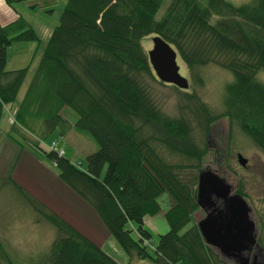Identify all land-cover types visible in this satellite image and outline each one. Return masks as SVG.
<instances>
[{
    "label": "trees",
    "instance_id": "1",
    "mask_svg": "<svg viewBox=\"0 0 264 264\" xmlns=\"http://www.w3.org/2000/svg\"><path fill=\"white\" fill-rule=\"evenodd\" d=\"M5 1L34 9L57 0ZM15 12L13 19L0 21V122L6 105L15 103L13 133L53 161L128 259L116 260L9 173L4 182L14 186L33 218L53 227L54 236L44 249L31 252L35 257L15 253L0 239V264H133L138 258L154 264H227L229 259L204 240L193 215L201 206L198 173L210 144V124L223 116L230 140L236 128L264 153V0H64L45 40L23 13ZM155 34L175 48L193 82L204 84L208 64L228 72L219 110L195 90L173 83L182 90L177 110L162 108L150 82H165L142 42ZM16 39L35 41L33 57L38 55L20 96L30 63L6 69L7 48ZM66 105L77 112L74 121L61 112ZM71 128L95 142L85 165L56 147V140L49 148L42 144L55 129L64 137ZM187 168L195 173L182 175ZM163 189L174 203L165 212L169 227L150 243L151 251V232L143 222L159 209L157 195ZM258 238L264 255V238Z\"/></svg>",
    "mask_w": 264,
    "mask_h": 264
},
{
    "label": "rangeland",
    "instance_id": "2",
    "mask_svg": "<svg viewBox=\"0 0 264 264\" xmlns=\"http://www.w3.org/2000/svg\"><path fill=\"white\" fill-rule=\"evenodd\" d=\"M232 1L240 3L246 0ZM63 2L64 0H57L51 5L45 4L34 9L21 2L14 4L5 2V5L9 9L11 8L10 10L23 13L33 24L40 38L45 40L50 32L49 29L51 30L58 22ZM50 7L53 8L52 12L46 10ZM0 14L4 13L0 11ZM142 42L147 49L150 48L152 46L151 36L143 37ZM35 45L36 42L33 40L16 39L7 48L6 69L30 63L29 72L21 85L19 96L23 94L38 60L37 54L33 57ZM177 62L179 71L189 80L187 89L195 90L208 105L219 110L224 81L229 78L228 72L219 66L208 64L204 68V84L200 85L193 82L187 65L179 56H177ZM150 87L154 97L165 111L174 113L177 110L182 97V90L178 89V86V88L174 87L170 82L151 81ZM13 109H15V103H8L0 122V239L10 250L23 255V253L28 254L35 250L44 249L54 236L53 227L46 222L37 221L33 218L35 213L21 199L14 186L7 181L4 182L7 175L11 173L19 183L45 205L80 228L116 260L126 263L127 252L91 206L61 179L53 161L45 156L41 148L28 143L30 142L28 140V142L22 140L19 134L13 133L14 131L10 128L12 119L10 111ZM61 112L70 121H74L78 116L77 112L67 105L62 108ZM7 132H10L14 138L17 136L18 140L20 139L19 141L23 143L21 152L19 149L22 144L20 142L15 143L8 137ZM228 133L227 116H223L210 124V144L201 166L211 168L223 176L231 183L233 191L241 193L246 198L251 206L250 215L255 222L256 234H261L264 238V222L262 220L264 215V153L236 128L233 129L231 140ZM200 137L198 134V138ZM52 140H56V147H64L65 154L74 161L80 160L82 165L86 164L85 154L93 149L95 144L87 133L74 128H71L64 137L60 135L59 129H55L43 139L42 144L45 148H49ZM237 152H241L247 157L246 165H242L238 161ZM17 154L18 157L15 159ZM175 159H179V157H175ZM194 173V169L187 168L183 170L182 175L188 176L189 174L191 176ZM157 201L159 209L146 215L143 222L144 226L151 232L152 237L149 241L151 251L150 243L155 242L158 234L166 231L169 227L165 212L173 205L174 198L167 189H163L157 195ZM205 213L203 207L199 206L193 212L195 220L203 217ZM129 225L136 227L133 222ZM132 235L137 236L135 228H133ZM36 254L31 253L30 257H35ZM224 258L227 259V257ZM133 264L154 263L148 258H138L133 261ZM227 264L238 263L229 259Z\"/></svg>",
    "mask_w": 264,
    "mask_h": 264
},
{
    "label": "water",
    "instance_id": "3",
    "mask_svg": "<svg viewBox=\"0 0 264 264\" xmlns=\"http://www.w3.org/2000/svg\"><path fill=\"white\" fill-rule=\"evenodd\" d=\"M147 54L160 80L180 88L189 86L188 78L179 71L177 51L159 34L152 36V46L147 49ZM236 156L242 165H246L247 157L241 152ZM197 197L206 209L205 215L197 220L204 240L238 264H263L262 253L251 258L247 253L256 241V234L255 222L250 215L251 206L246 198L233 191L230 182L208 167L198 173ZM216 199L222 201L221 206L216 204Z\"/></svg>",
    "mask_w": 264,
    "mask_h": 264
},
{
    "label": "crops",
    "instance_id": "4",
    "mask_svg": "<svg viewBox=\"0 0 264 264\" xmlns=\"http://www.w3.org/2000/svg\"><path fill=\"white\" fill-rule=\"evenodd\" d=\"M5 2H6L5 0H0V11H1V13H4L2 15L0 14V21H2V22H7V21L13 19L17 14V12L10 10L11 8L10 9H9V7L7 8L5 5ZM49 31H50V29H49ZM30 46H32V45H30Z\"/></svg>",
    "mask_w": 264,
    "mask_h": 264
},
{
    "label": "flooded vegetation",
    "instance_id": "5",
    "mask_svg": "<svg viewBox=\"0 0 264 264\" xmlns=\"http://www.w3.org/2000/svg\"><path fill=\"white\" fill-rule=\"evenodd\" d=\"M201 202L204 203V200L201 199ZM216 204L218 205H222V201L220 199H216L215 200ZM206 212V209L203 208ZM256 234V231H255ZM261 244V241L258 238V234H256V241L253 245L250 246L249 250L247 251V253H249L250 258L255 254L259 255L261 254V248L259 247V245ZM259 257V256H258Z\"/></svg>",
    "mask_w": 264,
    "mask_h": 264
},
{
    "label": "built area",
    "instance_id": "6",
    "mask_svg": "<svg viewBox=\"0 0 264 264\" xmlns=\"http://www.w3.org/2000/svg\"><path fill=\"white\" fill-rule=\"evenodd\" d=\"M54 144V143H53ZM51 146V145H50Z\"/></svg>",
    "mask_w": 264,
    "mask_h": 264
}]
</instances>
